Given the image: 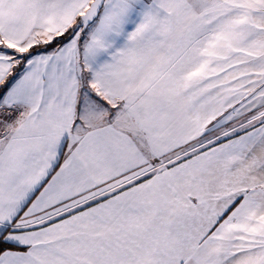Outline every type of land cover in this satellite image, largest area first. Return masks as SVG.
Returning a JSON list of instances; mask_svg holds the SVG:
<instances>
[{
  "label": "snow or ice",
  "instance_id": "snow-or-ice-1",
  "mask_svg": "<svg viewBox=\"0 0 264 264\" xmlns=\"http://www.w3.org/2000/svg\"><path fill=\"white\" fill-rule=\"evenodd\" d=\"M0 264H264V0H0Z\"/></svg>",
  "mask_w": 264,
  "mask_h": 264
}]
</instances>
